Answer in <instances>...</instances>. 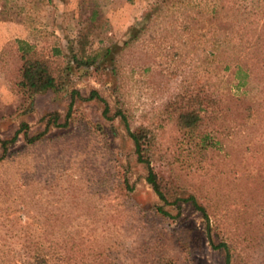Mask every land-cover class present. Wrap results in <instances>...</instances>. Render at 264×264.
Segmentation results:
<instances>
[{"label":"rangeland","instance_id":"374dc122","mask_svg":"<svg viewBox=\"0 0 264 264\" xmlns=\"http://www.w3.org/2000/svg\"><path fill=\"white\" fill-rule=\"evenodd\" d=\"M231 3L0 0L3 16L27 18L25 37L59 70L56 87L18 108L19 42L1 32L0 145L21 121L40 136L20 134L0 159V264H223L190 202L165 205L169 215L153 209L163 201L117 109L129 128L156 134L153 166L175 195L207 207L231 264H264V0H246L242 15L226 9ZM237 61L245 70L239 88ZM93 89L107 115L88 98ZM203 93L223 107L215 112L211 100L202 112L215 141L208 148L184 139L171 119L173 103ZM55 112L67 124L46 128Z\"/></svg>","mask_w":264,"mask_h":264},{"label":"trees","instance_id":"16d2710c","mask_svg":"<svg viewBox=\"0 0 264 264\" xmlns=\"http://www.w3.org/2000/svg\"><path fill=\"white\" fill-rule=\"evenodd\" d=\"M263 0H251L252 5H259ZM246 0H232V5H227L226 9L233 10V12H238L243 14L244 8L246 6ZM224 7V6H223ZM244 7V8H243ZM235 12V13H236ZM4 14V13H3ZM153 15V8L149 12L145 13L142 20H146L148 17ZM142 22V21H141ZM138 21L136 23L139 25L141 23ZM19 45L17 50L19 52V57L21 64L18 68V73L14 86L17 93L20 95V101L18 108H25L24 102H28L29 106L34 102L36 95L42 93L43 91L56 87L58 85V68L56 67L52 58L43 52L40 48L35 45L29 44L25 41L17 40ZM59 52L58 49H55ZM110 47L105 49V54H108ZM99 54H95L91 59V63L94 62ZM75 61L82 63L83 61L74 55ZM81 60V61H80ZM227 64V63H226ZM243 65L238 61L234 65L233 78H235L236 87H240L243 84V79L245 76V70ZM225 68H231L230 64L225 65ZM200 95H189L188 99L176 101L171 105V119L173 120L177 130L182 134L183 138L187 141H195L196 145L203 148L212 147L215 144L213 137L210 133L204 129V115L202 112L207 110L208 102H211L203 93ZM96 97L98 100L104 103L103 113L107 115L109 111L108 102L104 97H102L96 89L91 91L88 98ZM216 104L215 112L223 110L221 101L219 98H215ZM72 103L70 104L69 111L71 109ZM115 114H119L124 124L126 125L127 134L133 142L134 153L136 160L146 168L145 179L147 183L150 184L155 194L158 198L163 201V204H156L153 209L157 213L163 215H169L170 212L165 208V205H172L180 209L182 207V202H190V204L197 210H200L202 215L207 221V238L209 240V245L212 249L217 250L223 256V264L232 263V254L229 243L226 238H220L219 240L214 239L211 235L210 227V214L205 205L199 203L194 195H189L187 197H181L175 195L173 192L171 183L163 175L159 174L158 171L152 164V154L154 153L152 146L156 142V134L145 125H140L136 129L129 128L127 124V117L121 109H117ZM59 113L55 112L52 117L47 121L46 128L50 127L53 123L56 126H63L67 124V121L60 123L58 121ZM28 123L25 121L20 122V126L13 133L10 138L1 139V154L0 159L5 157L8 153L9 143L14 142L20 134H22L28 141H34L40 136L37 135L29 136L28 134ZM21 264H44L43 260L38 258L32 259L30 261L21 262Z\"/></svg>","mask_w":264,"mask_h":264},{"label":"crops","instance_id":"0c3cea01","mask_svg":"<svg viewBox=\"0 0 264 264\" xmlns=\"http://www.w3.org/2000/svg\"><path fill=\"white\" fill-rule=\"evenodd\" d=\"M51 0H47V2H49ZM22 11V9H21ZM4 13V8L2 6H0V35L1 32H3L5 35L9 34L11 35L12 39H18L21 41H25L29 44L35 45L38 48H40V45H38L37 43H32L31 40L27 39L25 36L27 34L28 29L30 28L27 22V18H21V19H15V18H11V17H5L2 14ZM35 20V19H34ZM37 24H33L31 26V28H36L38 25V23H41L39 21L36 22ZM30 24V23H29ZM36 26V27H35ZM15 31L20 32L21 34H14Z\"/></svg>","mask_w":264,"mask_h":264}]
</instances>
